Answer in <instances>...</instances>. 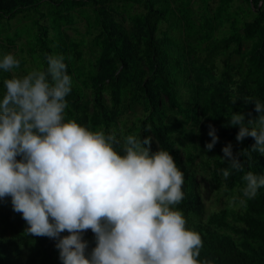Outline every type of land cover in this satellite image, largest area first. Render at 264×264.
<instances>
[{"label":"trees","instance_id":"16d2710c","mask_svg":"<svg viewBox=\"0 0 264 264\" xmlns=\"http://www.w3.org/2000/svg\"><path fill=\"white\" fill-rule=\"evenodd\" d=\"M210 1L0 0V59L12 53L20 61L12 72L0 69V97L13 73L46 70L47 56L62 55L72 80L66 120L114 132L118 151L124 136H151V150L169 151L184 172L185 198L175 207L186 227L202 237L199 259L264 264V187L245 207L229 203L248 171L264 176V154L251 150L254 138L238 142L239 128L230 126L233 112L255 119L261 113L252 102L264 103V0H217L215 8ZM28 12L37 17L33 25L13 28L12 21ZM80 19L84 31L70 35L68 28ZM209 125L218 136L211 151L205 147ZM229 143L234 155L243 151L240 171L221 159ZM197 145L214 186L226 197L224 206L209 213L192 169ZM221 169L230 170L227 179ZM27 227L11 197L0 199V264H62L57 240L33 236ZM82 238L90 256L95 234L88 229Z\"/></svg>","mask_w":264,"mask_h":264},{"label":"clouds","instance_id":"9594fccd","mask_svg":"<svg viewBox=\"0 0 264 264\" xmlns=\"http://www.w3.org/2000/svg\"><path fill=\"white\" fill-rule=\"evenodd\" d=\"M20 61L8 53L0 69L12 72ZM64 57L47 56L46 70L13 73L4 81L0 97V199L11 197L13 211L22 214L26 232L57 240L62 264H212L200 260L201 235L186 227L175 206L185 198V174L169 151L151 150V136L129 134L121 141L115 133L92 131L65 118L72 80ZM244 102L247 104L248 99ZM235 103V102H234ZM261 113L246 121L233 112L230 126H238L236 140H255L252 151L264 154V103ZM250 115V114H249ZM211 151L218 142L209 125ZM222 160L231 169L244 165L231 143L222 148ZM17 156L21 159L17 160ZM227 179L229 169H221ZM240 194L230 205L245 207L264 176L248 171ZM91 229L96 246L85 255L82 233ZM67 231L69 235L61 237Z\"/></svg>","mask_w":264,"mask_h":264},{"label":"rangeland","instance_id":"374dc122","mask_svg":"<svg viewBox=\"0 0 264 264\" xmlns=\"http://www.w3.org/2000/svg\"><path fill=\"white\" fill-rule=\"evenodd\" d=\"M209 3L211 8H215V6L217 5V0H211ZM193 6L196 8L198 6L197 2ZM32 15H33L32 12H28L25 18H24V14L18 15V17L12 21V27L17 28L18 26L21 25L32 26L33 21L37 20V17ZM20 18L21 20H19ZM84 29H85V21L83 19H80L72 27L68 28L67 32L72 36H76L78 33L83 32ZM84 52H85V57L90 56V53L87 51V48L84 50ZM27 66H29V64H27ZM131 121H132V117H129L128 124H130ZM180 156L183 159L182 152ZM192 169L194 170L195 173V178L197 181V189L200 198L202 200V205L205 210V213H209L212 210H217L222 206H224L226 202L225 194L223 193V190L218 189L214 186L210 169H208L204 164L203 150L201 149V147L199 148L198 145L196 149V158L194 164L192 165ZM22 254L24 256L25 252H22Z\"/></svg>","mask_w":264,"mask_h":264}]
</instances>
